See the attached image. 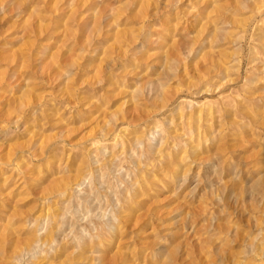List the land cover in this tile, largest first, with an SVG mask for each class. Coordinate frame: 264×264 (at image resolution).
<instances>
[{
	"label": "rangeland",
	"instance_id": "obj_1",
	"mask_svg": "<svg viewBox=\"0 0 264 264\" xmlns=\"http://www.w3.org/2000/svg\"><path fill=\"white\" fill-rule=\"evenodd\" d=\"M0 264H264V0H0Z\"/></svg>",
	"mask_w": 264,
	"mask_h": 264
}]
</instances>
